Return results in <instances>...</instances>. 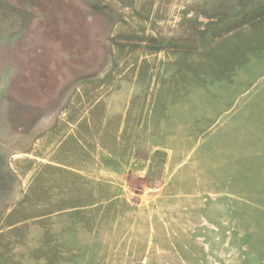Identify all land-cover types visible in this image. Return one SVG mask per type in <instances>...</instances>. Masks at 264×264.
Instances as JSON below:
<instances>
[{"label": "rangeland", "instance_id": "1", "mask_svg": "<svg viewBox=\"0 0 264 264\" xmlns=\"http://www.w3.org/2000/svg\"><path fill=\"white\" fill-rule=\"evenodd\" d=\"M263 95L264 0H0V264H264Z\"/></svg>", "mask_w": 264, "mask_h": 264}, {"label": "crops", "instance_id": "2", "mask_svg": "<svg viewBox=\"0 0 264 264\" xmlns=\"http://www.w3.org/2000/svg\"><path fill=\"white\" fill-rule=\"evenodd\" d=\"M261 94H262V93H261ZM257 96H258V95H257ZM257 98H264V95L261 96V97H260V96H259V97H256V99H257ZM258 109H260V110L262 109V110L264 111V106H263V107H259Z\"/></svg>", "mask_w": 264, "mask_h": 264}]
</instances>
